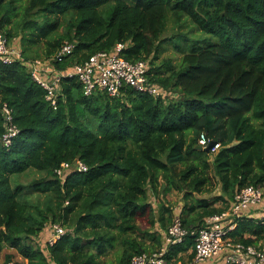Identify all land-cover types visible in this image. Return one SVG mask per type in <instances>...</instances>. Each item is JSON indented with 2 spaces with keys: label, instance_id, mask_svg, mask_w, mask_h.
<instances>
[{
  "label": "trees",
  "instance_id": "1",
  "mask_svg": "<svg viewBox=\"0 0 264 264\" xmlns=\"http://www.w3.org/2000/svg\"><path fill=\"white\" fill-rule=\"evenodd\" d=\"M21 1L0 0V30L16 38L27 59L52 57L74 41L73 53L57 63L69 69L124 42V56L147 60L151 79L166 92L125 86L114 96L102 90L87 96L76 77H65L54 109L25 62L0 60V264L13 260L11 253L1 260L7 246L28 264H110L101 258L118 235L115 264H130L163 244L175 207L162 198L172 191L184 201L177 211L184 225L199 228L230 209L243 188L264 190V0H26L19 12ZM170 17L219 39L198 44L193 32L178 33L168 41H185L173 42L183 53L180 63L158 64ZM14 18L21 19L17 25ZM42 41L41 52L35 45ZM5 102L20 129L9 147L2 144ZM202 132L221 143L216 152L198 148ZM77 159L89 169L56 172ZM30 168L44 174L12 183V174ZM259 206L237 220L230 233L236 241L264 247ZM147 213L151 230L138 223ZM55 223L67 232L51 245ZM180 245L173 254L194 241Z\"/></svg>",
  "mask_w": 264,
  "mask_h": 264
},
{
  "label": "built area",
  "instance_id": "2",
  "mask_svg": "<svg viewBox=\"0 0 264 264\" xmlns=\"http://www.w3.org/2000/svg\"><path fill=\"white\" fill-rule=\"evenodd\" d=\"M75 47L74 41H66L52 57L27 59L17 45L16 38L9 40L0 30V60L5 64L25 62L32 78L47 90L46 98L54 109L58 108L60 86L65 77H76L87 96H91L97 90L114 96L125 86L153 96H160L166 92L162 85L151 79L147 60L131 61L124 56L126 48L124 42L117 43L110 51H98L69 69L59 68L57 63L71 55ZM1 111L5 125L2 144L9 147L20 129L15 121L14 110L8 103H3ZM212 142L214 141L206 132L201 133L199 145L208 147ZM220 147L221 143L214 142L210 153L216 152ZM88 169L87 163L77 159L74 163L64 161L56 172L66 177L71 170ZM263 197L264 190L261 186L249 185L238 192L236 202L230 209L207 217L205 224L199 228L186 227L182 216L176 213L165 234L163 244L152 252L134 255L130 264H170L171 248L189 237L194 241V260L197 264H264V247L236 241L230 235L237 225V220L248 215L246 212L259 204ZM66 232L65 226L55 223L48 243L53 245ZM8 264L15 262L10 261Z\"/></svg>",
  "mask_w": 264,
  "mask_h": 264
},
{
  "label": "rangeland",
  "instance_id": "3",
  "mask_svg": "<svg viewBox=\"0 0 264 264\" xmlns=\"http://www.w3.org/2000/svg\"><path fill=\"white\" fill-rule=\"evenodd\" d=\"M25 2L26 0H22L21 2H19V12H22L24 6H25ZM14 18L13 21V25H17L18 21H20L21 19L18 18ZM190 25H192L191 23H189ZM193 26V25H192ZM189 33V32H193L192 34H189L191 38H197L198 44H203L205 42H210V41H217L219 39L218 36L215 35H211V34H206L202 31H197V30H193L191 29L189 26H185V27H179L176 22H175V18L170 17L168 20V24H167V29L164 32V39L165 41H163L162 43V48H163V52L161 51L160 54V58L157 60L158 64H161L163 62L164 59H168L170 58L175 64L180 63L181 58L183 56V53L179 52L178 50H176V47L174 45L173 42L175 43H179L180 42L182 44H184V40L183 38H179L177 37L176 39H173V42L168 41V38L179 35L178 33ZM18 39V38H17ZM19 41V39H18ZM193 43V42H192ZM44 47V42H39L38 44L35 45V48L38 49V51L42 52V48ZM44 174V172L42 171H37L35 170V168H30L28 171H26L25 173L22 174H12L11 180L12 183L15 185L17 182L22 183L24 185L29 184L33 179L35 178H39L40 176H42ZM218 191V189H216L215 193ZM181 193L177 192V191H172L171 193L167 194L165 198H162V201L168 202V199L171 201V203L174 205V207L176 208H180L179 206V197H180ZM36 197V195L34 196V198ZM40 197L41 199L43 198V194H37L38 198ZM153 203L155 205V208L157 207V205L159 204V199L155 198L153 200ZM259 209L258 211H264V197L262 199V201L259 203ZM150 214L147 213L144 216H141L138 220V223L142 226L143 230H151V223H150ZM141 235V237L146 238V240L148 242H150L148 235L147 234H139ZM121 236L118 235V243L120 242ZM32 242L36 245H39L43 242V240L40 238V241H38V238H34L32 239ZM116 243L115 248H110L109 252L104 255L101 259L104 263H110V264H115L117 262L118 257L121 254V249H120V243L118 244ZM13 254V260L15 263L17 264H28V260L26 258H24L23 256H21L18 251L14 248H11L9 246H7L3 252H2V261H4L6 254Z\"/></svg>",
  "mask_w": 264,
  "mask_h": 264
},
{
  "label": "crops",
  "instance_id": "4",
  "mask_svg": "<svg viewBox=\"0 0 264 264\" xmlns=\"http://www.w3.org/2000/svg\"><path fill=\"white\" fill-rule=\"evenodd\" d=\"M218 191L216 192V194H220L221 193V190L220 188L218 187L217 188ZM182 204H184V201L180 195L179 197V206L181 207ZM216 205H221V202H218ZM175 210V214L177 213L178 211V208H174ZM250 210V209H249ZM256 210V209H255ZM247 214H250L249 211L246 212ZM253 213V212H252ZM254 214V213H253ZM176 246V245H175ZM177 247V246H176ZM179 247L181 248L182 245L179 244ZM178 249V248H176ZM172 253V249H171V252H170V255ZM169 261H170V264H197L194 260V255H193V246L188 248L187 250H182L180 251L178 254H173L172 253V256L169 257ZM206 264V263H205ZM208 264V263H207Z\"/></svg>",
  "mask_w": 264,
  "mask_h": 264
},
{
  "label": "water",
  "instance_id": "5",
  "mask_svg": "<svg viewBox=\"0 0 264 264\" xmlns=\"http://www.w3.org/2000/svg\"><path fill=\"white\" fill-rule=\"evenodd\" d=\"M214 145V142L210 143V145L208 147H203L201 145L198 146L199 149L201 150H205L206 152H210L211 147Z\"/></svg>",
  "mask_w": 264,
  "mask_h": 264
}]
</instances>
